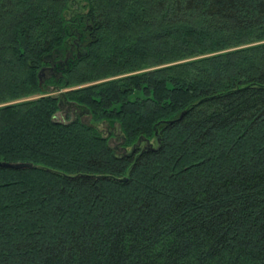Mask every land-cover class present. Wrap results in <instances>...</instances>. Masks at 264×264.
<instances>
[{"label":"trees","instance_id":"1","mask_svg":"<svg viewBox=\"0 0 264 264\" xmlns=\"http://www.w3.org/2000/svg\"><path fill=\"white\" fill-rule=\"evenodd\" d=\"M1 161L0 264H264V0H0Z\"/></svg>","mask_w":264,"mask_h":264},{"label":"rangeland","instance_id":"2","mask_svg":"<svg viewBox=\"0 0 264 264\" xmlns=\"http://www.w3.org/2000/svg\"><path fill=\"white\" fill-rule=\"evenodd\" d=\"M56 57L55 54H52V56H50L48 58V61L51 63V64H54L55 63H58V61H55L54 58ZM57 58V57H56ZM45 69V68H44ZM49 67H46L45 71L48 70ZM44 72V75H45V78L48 77V72ZM42 79V78H41ZM42 81V80H41ZM49 90V95L51 96H54V95H58L57 94V91H55L54 89L52 90L51 88H48ZM38 95H32L31 97H29V99L33 98V97H36ZM140 96V95H138ZM58 105H60V109L55 113V119L56 120H59V121H64L66 120L67 118L71 119L73 117H75L77 114L80 115V118L83 120V121H86V115L82 114L81 110H79L78 108L76 107H73L72 105H69V104H64L61 102V100L59 101ZM116 126L114 123H111V127L109 128V132L111 134V138L108 140V143L110 145V147L114 148V151L115 152H121L120 149L117 146V144H119L118 142L120 141V137L116 131ZM104 129L102 128L101 126H99V129ZM146 144V143H145ZM145 144L143 142H140L139 143V146L141 147H144ZM148 144V143H147ZM154 143H152V146L154 147L153 145ZM150 145H151V142H150ZM149 145V146H150ZM129 148H126V151H128Z\"/></svg>","mask_w":264,"mask_h":264},{"label":"water","instance_id":"3","mask_svg":"<svg viewBox=\"0 0 264 264\" xmlns=\"http://www.w3.org/2000/svg\"><path fill=\"white\" fill-rule=\"evenodd\" d=\"M45 69L44 68H41L38 73H37V79H38V85H40V81H41V78L43 76V71ZM138 143V142H137ZM150 150L151 149V146H149V144H145L144 147H142V150ZM133 149H131L129 152H126L125 155H128L132 152ZM1 167H4V168H7V169H23V168H35L36 165H33L32 163L30 162H12V163H9V162H5V161H1L0 162V168ZM117 181H121V182H124V178H120V179H116Z\"/></svg>","mask_w":264,"mask_h":264}]
</instances>
